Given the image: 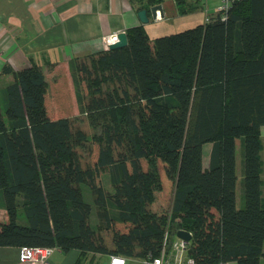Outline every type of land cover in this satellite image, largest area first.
<instances>
[{"label":"trees","instance_id":"16d2710c","mask_svg":"<svg viewBox=\"0 0 264 264\" xmlns=\"http://www.w3.org/2000/svg\"><path fill=\"white\" fill-rule=\"evenodd\" d=\"M164 1L138 0L136 9ZM172 1L179 14L192 8ZM125 34L124 47L70 60L78 113L60 64L48 63L49 83L37 64L2 69L13 80L0 107V247L142 260L182 229L196 264H259L264 0H238L224 20L211 14L153 39L141 25Z\"/></svg>","mask_w":264,"mask_h":264},{"label":"crops","instance_id":"0c3cea01","mask_svg":"<svg viewBox=\"0 0 264 264\" xmlns=\"http://www.w3.org/2000/svg\"><path fill=\"white\" fill-rule=\"evenodd\" d=\"M137 1L134 0L132 4L130 0H0L1 109L4 108L2 89L13 80L11 72L2 73L4 67L15 72L30 64H37L49 83L46 71L50 63L62 67L72 110L77 113L78 108L76 110L73 103L74 87L70 81V60L104 49L103 40L108 35L139 25L146 29L152 18L147 10L148 22L142 24L139 21ZM161 5L163 18L176 11L172 0L164 1ZM47 95L55 118L56 111L49 89ZM236 203L241 204L237 196ZM4 221L6 213L0 209V222ZM19 250L17 247H0V264H41L20 261ZM100 257L80 260L76 250L63 253L55 249L46 264H93ZM106 258L109 264V257ZM126 264H141V260H126Z\"/></svg>","mask_w":264,"mask_h":264},{"label":"rangeland","instance_id":"374dc122","mask_svg":"<svg viewBox=\"0 0 264 264\" xmlns=\"http://www.w3.org/2000/svg\"><path fill=\"white\" fill-rule=\"evenodd\" d=\"M168 1V0H165ZM187 7L190 6L192 8H189L186 13H178L177 10L174 14H169L168 16H165L164 18L158 19V20H151L150 23L146 25V34L149 37V39H153L155 37L169 35L173 33H177L180 31H184L186 29H190L192 27H195L199 24H203L205 22V16L206 14H213L215 13V8L219 5V0H187ZM73 85L72 78H70ZM73 97V103L75 106V109L77 110V103L75 98V92ZM78 113V112H77ZM264 137V125L260 127V141L261 144L263 142ZM210 149V144L206 143L203 145L202 148V161L203 165H207V158H208V151ZM236 174H237V183H236V196L239 200L241 195V189H240V155L239 150L236 152ZM102 184L104 187L107 188V184H109V176L108 174H102L101 176ZM110 185V184H109ZM108 185V186H109ZM82 191L85 199L87 201H91V197L89 196V191L87 186L82 185ZM241 205V204H240ZM237 206H239V203H237ZM96 220L95 218V208L92 207V212L90 216V222L94 223ZM167 237V235L165 236ZM168 239H164L162 242V245L164 243H167ZM161 245V246H162ZM264 249V248H263ZM93 264H107V258L106 256H101L98 258L95 263ZM259 264H264V256L260 258Z\"/></svg>","mask_w":264,"mask_h":264},{"label":"built area","instance_id":"2783aa9c","mask_svg":"<svg viewBox=\"0 0 264 264\" xmlns=\"http://www.w3.org/2000/svg\"><path fill=\"white\" fill-rule=\"evenodd\" d=\"M238 0H220L219 5L215 8V13L218 14L222 20L227 16L229 8L234 2ZM210 15V14H209ZM209 15L206 14L205 21H208ZM160 18L159 11L156 12V19ZM115 34L108 35L103 40L104 49L115 40ZM189 242H185L175 236L172 242L164 243L158 252L153 255L148 253L146 257L141 260V264H196L188 253ZM55 249L52 247H21L19 250V259L22 262L31 263H48V257ZM126 258L118 255L109 256V264H126ZM216 264H234L233 262L220 261Z\"/></svg>","mask_w":264,"mask_h":264},{"label":"water","instance_id":"95a60500","mask_svg":"<svg viewBox=\"0 0 264 264\" xmlns=\"http://www.w3.org/2000/svg\"><path fill=\"white\" fill-rule=\"evenodd\" d=\"M157 11H159L160 18H163V9H162L161 4H156V5L150 6L149 14H150L151 18L154 20L156 19V12ZM137 17L142 24L147 23L149 20L148 12L146 9L138 10L137 11ZM126 45H127V38H126L125 31H120V32H117L115 34V40L108 45L107 49L124 47ZM175 236L179 239H182L185 242H189L191 239V234L188 231L182 230V229L177 230L175 233ZM190 252H191V250L188 249V253H190Z\"/></svg>","mask_w":264,"mask_h":264}]
</instances>
